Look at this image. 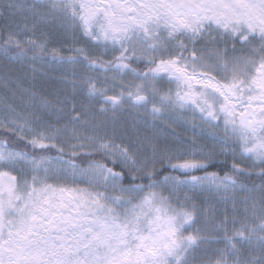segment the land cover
<instances>
[{"label": "snow or ice", "instance_id": "obj_1", "mask_svg": "<svg viewBox=\"0 0 264 264\" xmlns=\"http://www.w3.org/2000/svg\"><path fill=\"white\" fill-rule=\"evenodd\" d=\"M0 264H264V0H0Z\"/></svg>", "mask_w": 264, "mask_h": 264}]
</instances>
